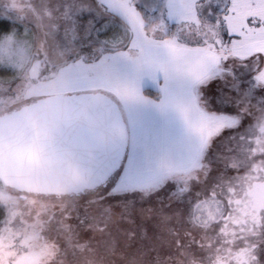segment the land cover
I'll return each instance as SVG.
<instances>
[{
    "label": "snow or ice",
    "instance_id": "6c2138e0",
    "mask_svg": "<svg viewBox=\"0 0 264 264\" xmlns=\"http://www.w3.org/2000/svg\"><path fill=\"white\" fill-rule=\"evenodd\" d=\"M0 264H264V0H0Z\"/></svg>",
    "mask_w": 264,
    "mask_h": 264
},
{
    "label": "rangeland",
    "instance_id": "374dc122",
    "mask_svg": "<svg viewBox=\"0 0 264 264\" xmlns=\"http://www.w3.org/2000/svg\"><path fill=\"white\" fill-rule=\"evenodd\" d=\"M145 94L150 96V97L157 98L158 97V89L155 86H151L150 84L146 85ZM113 175H116V173H114ZM131 197H132V194H129V198H131Z\"/></svg>",
    "mask_w": 264,
    "mask_h": 264
}]
</instances>
